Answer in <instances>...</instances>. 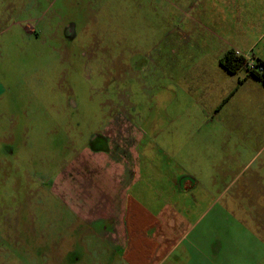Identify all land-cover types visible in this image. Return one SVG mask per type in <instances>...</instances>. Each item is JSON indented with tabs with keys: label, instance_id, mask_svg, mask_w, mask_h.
Returning <instances> with one entry per match:
<instances>
[{
	"label": "rangeland",
	"instance_id": "rangeland-1",
	"mask_svg": "<svg viewBox=\"0 0 264 264\" xmlns=\"http://www.w3.org/2000/svg\"><path fill=\"white\" fill-rule=\"evenodd\" d=\"M186 2L0 0V264H124L96 242L72 243L71 206L83 191L113 190L118 160L127 156L129 172L134 149L143 179L128 193L144 187L147 163L178 176L191 155L213 151V166L228 170H213L216 231L256 235L242 223L240 185L264 159V100L213 107L211 52L181 34ZM191 52L200 61L184 59ZM83 162L90 169L76 174Z\"/></svg>",
	"mask_w": 264,
	"mask_h": 264
},
{
	"label": "crops",
	"instance_id": "crops-1",
	"mask_svg": "<svg viewBox=\"0 0 264 264\" xmlns=\"http://www.w3.org/2000/svg\"><path fill=\"white\" fill-rule=\"evenodd\" d=\"M184 11L187 12L182 21L190 30L181 34L191 49L209 51L213 57V77L208 78L209 84H213V107L221 102L223 108L229 100L245 95L252 96L254 101L264 100L262 81L247 77L246 71L230 74L220 64L229 51L236 50L264 60V0H187ZM189 12L193 14L189 16ZM190 36L196 40L191 42ZM191 53L184 55V59L200 61L199 55ZM110 143H104L102 149L110 152ZM86 148L91 151L90 147ZM132 154L134 164L130 158L129 172L122 166L127 156L118 160L113 190L100 187L95 197L84 189L83 202L73 203L72 214L80 224L70 226L71 229L79 227V234L84 236L78 235L72 243L93 245L96 242L102 252L118 253L124 264H264V159L256 169L247 168L250 164L246 166L250 173L240 185L245 200L242 215L243 219L248 218L242 223L247 228L255 223L258 228L256 235L240 238L228 234L233 224L225 223L226 226L216 231L213 223V202L208 199L213 197V170L217 169L213 166V151L206 149L207 157L201 156V160L191 155L189 163L194 166L178 176L173 172L155 174L147 163L149 173L145 174L144 187L128 193L136 179H143L135 163L138 159L135 149ZM219 167L217 170L222 176L228 172L224 168L226 162ZM86 169H90L89 164L83 162L76 168V174ZM200 179L210 180L211 188L200 183ZM197 193L200 200H208L207 205L191 197ZM86 230L88 236H85ZM225 230V236L219 234ZM240 243L246 246H235ZM72 259L79 261L76 256Z\"/></svg>",
	"mask_w": 264,
	"mask_h": 264
},
{
	"label": "trees",
	"instance_id": "trees-1",
	"mask_svg": "<svg viewBox=\"0 0 264 264\" xmlns=\"http://www.w3.org/2000/svg\"><path fill=\"white\" fill-rule=\"evenodd\" d=\"M220 64L230 74H237L240 71H247L246 61L239 57L234 51H229L221 60ZM255 70L247 71V77L255 78L264 83V60L257 59Z\"/></svg>",
	"mask_w": 264,
	"mask_h": 264
},
{
	"label": "built area",
	"instance_id": "built-area-1",
	"mask_svg": "<svg viewBox=\"0 0 264 264\" xmlns=\"http://www.w3.org/2000/svg\"><path fill=\"white\" fill-rule=\"evenodd\" d=\"M234 52H235V54H236L237 56L244 58V60L246 61V66H245V67H246L247 71L257 69V68H256V65H257V59H255L254 57H252L250 54L243 53V52H241V51H239V50H236V51H234ZM248 69H249V70H248ZM245 71H246V70H245ZM247 71H246V72H247Z\"/></svg>",
	"mask_w": 264,
	"mask_h": 264
},
{
	"label": "flooded vegetation",
	"instance_id": "flooded-vegetation-1",
	"mask_svg": "<svg viewBox=\"0 0 264 264\" xmlns=\"http://www.w3.org/2000/svg\"><path fill=\"white\" fill-rule=\"evenodd\" d=\"M104 145V144H103Z\"/></svg>",
	"mask_w": 264,
	"mask_h": 264
}]
</instances>
